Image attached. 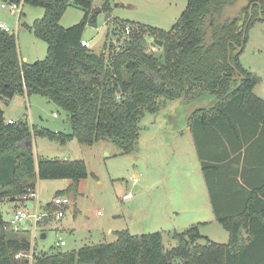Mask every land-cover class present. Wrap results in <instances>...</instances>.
<instances>
[{
  "label": "trees",
  "instance_id": "obj_1",
  "mask_svg": "<svg viewBox=\"0 0 264 264\" xmlns=\"http://www.w3.org/2000/svg\"><path fill=\"white\" fill-rule=\"evenodd\" d=\"M4 1L45 9L29 28L47 43L48 54L23 61L17 36L0 28V98L9 102L17 93L47 96L67 112L71 131L9 123L0 108V264H31L27 257L16 258L19 252H32V264H174L178 259L183 264H264V100L254 93L258 77L243 69L234 54L246 41V30L228 21L215 27L211 45L201 46L203 16L228 0H188L170 30L115 19L117 27L107 32L100 53L81 43L88 21L97 14L94 0ZM70 6L85 13L80 22L64 27L60 19ZM103 9L109 12L110 7L105 4ZM127 23L135 30L124 37ZM149 37L155 45V40L163 41L158 53L148 52ZM231 65L243 76L232 93L236 82L229 76ZM183 95L187 104L204 96L218 98L214 108L198 112L189 124L216 220L229 234L227 243H197L204 237L194 224L173 233L176 245L169 250L161 232L132 234L123 229L115 232V241L44 251L32 243L30 230L4 229L1 203H14V209L25 206L21 197L36 189L38 179L70 180L56 196H77L80 181L89 176L84 160H36L33 148L23 149L19 143L34 135L61 144L108 140L123 152L135 151L144 111H156L162 98ZM47 209L54 211L51 203Z\"/></svg>",
  "mask_w": 264,
  "mask_h": 264
},
{
  "label": "rangeland",
  "instance_id": "obj_2",
  "mask_svg": "<svg viewBox=\"0 0 264 264\" xmlns=\"http://www.w3.org/2000/svg\"><path fill=\"white\" fill-rule=\"evenodd\" d=\"M5 2L0 0V21L11 26L10 32L17 36L21 59L35 62L46 58L47 43L29 28L36 19L43 17L45 9L23 4L21 14L3 8L2 4ZM187 3L188 0H94L97 14L94 21H88L83 38L88 41L89 49L100 53L107 41V32L117 27L113 24L117 20L135 21L170 30L186 9ZM105 4L110 7L109 12L103 9ZM84 13L80 7L70 6L62 15L60 24L64 27L77 24ZM17 22L19 27L16 30ZM246 37L242 49L237 47L234 54L238 56L243 69L258 77L254 93L264 100V19H253L247 27ZM111 39L117 42L115 36L112 35ZM147 40L152 41L151 37ZM118 41L122 42V39ZM159 51L156 47L150 52ZM160 103L156 111L145 110L141 116L139 144L135 151L123 152L118 145L108 140L87 145L72 139L61 144L58 140L34 135L19 143L21 148L29 149V142H32L34 156L40 159L84 160L89 172L88 178L79 183L81 193L76 200L72 193L74 198L69 207L66 206V215L62 220H57L52 215L49 222L43 221L32 228V243L38 250H72L78 249L85 242L89 245L98 243L95 232L88 234L91 240L83 238L77 242L79 234L74 236L65 230L67 223L73 221L75 215H79L72 211L74 200L77 206L78 202L82 204L83 217L91 222L100 220L105 226L112 225L115 229L112 234H105L103 242L115 241L117 230L128 229L132 234L161 232L165 248L169 250L176 245L173 233L182 232L194 224H199L204 237L197 243L205 244L207 239L218 243L229 241L227 230L215 219L211 206L208 209L201 206V215L192 216L196 215L193 192L198 191L200 182H205L202 166L193 146V135L186 130L184 108L187 99L185 95L175 99L162 98ZM0 108L4 110L6 120L27 122L31 128H46L55 132L71 131L67 112L42 94L27 96L25 93H17L9 102L0 98ZM195 160L198 162L195 163ZM189 178H195V181L190 184ZM61 180L63 179L37 180L36 190L39 191L43 207L53 201L56 193L62 190L64 185ZM135 184L139 185L138 191L133 189ZM170 189L173 190L169 191ZM126 193L132 195L130 200H123ZM157 194L161 195V214L156 212L153 205L152 197L155 200ZM203 194L208 196L206 190H203ZM5 203L6 201L1 203V209L7 220L14 210L7 208ZM190 204L192 207L188 206ZM18 207L24 208L21 204ZM43 207L39 213L46 211ZM51 212L48 211L47 214ZM23 229L29 227L24 225ZM43 233L46 234L45 237L42 236ZM60 239L66 245L58 246ZM174 264H183V261L178 259Z\"/></svg>",
  "mask_w": 264,
  "mask_h": 264
},
{
  "label": "built area",
  "instance_id": "obj_3",
  "mask_svg": "<svg viewBox=\"0 0 264 264\" xmlns=\"http://www.w3.org/2000/svg\"><path fill=\"white\" fill-rule=\"evenodd\" d=\"M22 5H23V1L21 2L6 1L5 3L2 4V7L10 9L12 12L17 11V12L22 13L23 11ZM18 27H19V22L16 23L15 29L17 30ZM0 28L6 31H10L12 29V27L9 26L4 21H0ZM134 30H135L134 25H132L131 23H127L124 28L123 36L125 37V36L131 35L134 32ZM120 38H123V37H120ZM151 39L152 41H150L151 44L149 46L148 52H150L151 50H154L157 47V45L153 44L154 38L151 37ZM81 43L84 46L89 45L88 41L85 39H83ZM8 122L14 123L15 121L12 119H9ZM131 198H132V195L130 193H126L123 196V200H130ZM21 199H22V203L25 205L24 208H17L13 211L10 218L6 220V224L4 226L5 230H12L15 232H20L23 230V226L26 225L27 220H29L30 221L29 225L32 231L33 227H37L41 222L45 220L44 215H48V216L54 215V217L57 220H61L65 215L66 206H68L71 202L70 197L67 195L55 196L54 200L51 202V205L54 207V211H52L51 214H47L48 211H43L42 213H39V210L43 206L40 204L41 202L40 194L36 189L29 190L27 193L22 195ZM28 202L32 203L31 208L28 207L27 205ZM57 244L58 246L65 245V242L61 240ZM20 257H27L30 263L32 264V259H33L32 252L28 254L19 252L18 254H16V258H20Z\"/></svg>",
  "mask_w": 264,
  "mask_h": 264
},
{
  "label": "crops",
  "instance_id": "obj_4",
  "mask_svg": "<svg viewBox=\"0 0 264 264\" xmlns=\"http://www.w3.org/2000/svg\"><path fill=\"white\" fill-rule=\"evenodd\" d=\"M86 40V39H85ZM25 59H27L26 57H25ZM56 115V114H55ZM9 120V119H8ZM187 129L186 130H188L189 132H191L192 133V130H191V127H190V124H188L187 125V127H186ZM192 135H193V133H192ZM29 146H30V148H33V143L32 142H29ZM193 146H194V148H195V151H196V157H197V160L200 162V164H201V159L199 158V156H198V152H197V148H196V142H195V139H194V136H193ZM262 154H264V152L262 153ZM44 156V155H43ZM44 157H49V156H44ZM39 159V157H36V160H38ZM43 159H51V158H43ZM67 158H63L62 160H66ZM70 160V159H69ZM197 160H195L194 162L196 163V162H198ZM201 170H202V167H201ZM203 172V171H202ZM204 175V174H203ZM199 178V177H198ZM87 179V178H86ZM83 180H85V179H83ZM135 181H137V179H135ZM193 181H195V178H189V183L191 184ZM60 182H62L63 183V185H64V187L62 188V190H64V189H66L68 186H69V184H71V181L70 180H67V179H63V180H61ZM204 184L203 183H199L198 184V191L197 192H193V200H195V202H194V206L196 207V210L194 211V213L196 214V215H192V216H199V215H201V211H200V207L202 206V207H204V208H206V209H208V206H211V208L213 209V207H212V203H211V198H210V192H209V189H208V187H207V184H206V180H205V177H204ZM83 183V182H82ZM192 185H194V184H192ZM189 186H191V185H189ZM133 189H134V191H138L139 190V185H137V184H135L134 185V187H133ZM62 190H60V191H62ZM173 189H170L169 191H172ZM203 190H204V192H205V190L208 192V196H206L205 197V195L203 194ZM168 191V192H169ZM39 192V191H38ZM79 193H81V190H80V185H79V189H78V194ZM77 194V195H78ZM125 195V194H124ZM67 196H69L70 197V199L71 200H73V198H74V196L72 195V194H68ZM76 197L77 196H75V200H76ZM160 197H161V195H156L155 196V200H154V197H152V199H153V205L155 206V210H157L156 212L157 213H160L161 214V212H163V207H162V205H161V201H160ZM186 196H184L183 198H185ZM186 199V198H185ZM75 200H74V203H73V206H72V211H73V213L75 212V213H79V215H75V217H74V219H73V221H70V222H68L67 223V225H68V227H67V229H65V230H67V231H69V232H71V234L72 235H77V234H79V236H78V239H77V242H79V241H81L83 238H85V240L86 241H88V240H91L92 238L88 235V234H91L92 235V233L93 232H95V233H97V235H98V238H97V242L98 243H101V242H103L106 238H105V234L107 233V234H112L114 231H115V229L114 228H112L111 226H105L104 224H103V222H101L100 220L99 221H97V222H91V221H89L87 218H85V217H83V215L81 214V203L80 202H78V206H77V203H75ZM127 201V200H126ZM206 201V202H205ZM52 202V201H51ZM51 202H48V203H46L45 205H44V207H43V209L44 210H46V211H49V209H47V205L48 204H50ZM71 203V202H70ZM6 204V206H7V208H9V209H12V211L13 210H15L14 209V203H11V202H6L5 203ZM157 204V205H156ZM71 206V205H70ZM188 206H190V207H192L191 206V204L190 205H188ZM69 207V205L67 206V208ZM198 207V208H197ZM19 208H22V207H19ZM13 213V212H12ZM179 214V213H178ZM213 214H214V210H213ZM65 215H66V211H65ZM65 215H64V217H65ZM98 215H99V212H98ZM214 216H215V214H214ZM63 217V218H64ZM215 219H216V217H215ZM62 220V219H61ZM50 221V218H48V222ZM46 222V221H45ZM30 223H26V225L25 226H28L29 227V229H23V230H30L31 231V227H30V225H29ZM118 231V230H117ZM32 232V231H31ZM62 239H60V241H61ZM66 245V244H65ZM85 245H89V244H86V242L84 243V245H82V246H85ZM81 246V247H82ZM80 248V247H79Z\"/></svg>",
  "mask_w": 264,
  "mask_h": 264
},
{
  "label": "flooded vegetation",
  "instance_id": "obj_5",
  "mask_svg": "<svg viewBox=\"0 0 264 264\" xmlns=\"http://www.w3.org/2000/svg\"><path fill=\"white\" fill-rule=\"evenodd\" d=\"M234 0H228L225 3L228 2H233ZM224 3V4H225ZM222 4V5H224ZM221 5V6H222ZM220 6V8H221ZM220 8L216 9V8H211L209 10V12L205 13V15L203 16V22L201 25L202 31L204 33V40H203V45L205 46H209L211 45L214 41V36H215V27L218 26H223L224 24H222L219 20V17L216 16V14L220 13ZM212 9H214V11H212ZM252 9V14L250 12V10ZM242 14L245 13V17L243 18V16L235 18L233 20L229 19L228 21H236L237 25L239 26V30H246L247 31V27L249 26V24L252 22L253 19L255 18H260V13L263 16L264 19V0H249V3L243 8ZM257 13V14H256ZM241 21H243V23H241ZM212 28L213 30V35H212V42H210L209 44L207 43L206 40V36L209 32V29ZM204 29V30H203ZM232 68L234 67V65H231ZM236 67V66H235ZM237 68V67H236ZM229 76L232 77V79L234 80V82H236V84L233 86L234 89H237L240 85V81L243 80V76L241 74V72L239 71V74H236L233 68V72L231 73V75L229 74ZM239 77V78H237ZM216 97V95L214 96H204L202 99H200L199 102H203V101H210L211 99H214ZM217 98V97H216ZM215 107V106H214ZM211 106V108H214ZM211 108H207L205 110H210ZM205 110H201V111H205ZM200 112V111H199ZM197 114V113H196Z\"/></svg>",
  "mask_w": 264,
  "mask_h": 264
},
{
  "label": "water",
  "instance_id": "obj_6",
  "mask_svg": "<svg viewBox=\"0 0 264 264\" xmlns=\"http://www.w3.org/2000/svg\"><path fill=\"white\" fill-rule=\"evenodd\" d=\"M249 3V0H234L233 2H228L225 3L224 5L221 6L220 8V13L216 14V16L219 17V20L222 24H225L227 20L231 19H235L238 17L243 16V18L245 17V13H241L243 8ZM212 11H214V9H212ZM251 14H252V9L250 10ZM94 16V14L92 15ZM260 18L263 19L262 14L260 13ZM95 18L92 20L94 21ZM241 23H243V21H241ZM96 25V24H95ZM204 30V29H203ZM212 35H213V30L212 28L209 29V32L206 36V40L207 43L209 44L210 42H212ZM214 41V40H213ZM155 43H157V45L162 46L163 45V41L161 40H155ZM201 46H203V44H201ZM244 46V42L241 45V47L239 46L240 49H242V47ZM239 52L237 51L236 54H238ZM232 51L229 50V58L231 57ZM234 71L236 74H239V70L234 66ZM239 78V77H237ZM235 89H233L232 91H230V93H232ZM200 100H196L193 102H190L186 105V107L184 108V114H185V123L186 125H188L192 119V117L198 113L201 110H205L207 108H211L216 106V103L218 102V98H214L211 99L210 101L206 100L203 102H199ZM15 197H12V200H14ZM28 207L31 208L32 203L28 202ZM48 215H44V219L46 222H48ZM27 223H30L29 220H27ZM43 237L46 236L45 233H43L42 235Z\"/></svg>",
  "mask_w": 264,
  "mask_h": 264
}]
</instances>
